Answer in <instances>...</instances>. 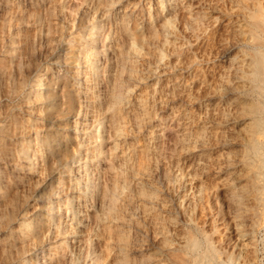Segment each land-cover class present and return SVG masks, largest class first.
<instances>
[{"label": "bare ground", "instance_id": "obj_1", "mask_svg": "<svg viewBox=\"0 0 264 264\" xmlns=\"http://www.w3.org/2000/svg\"><path fill=\"white\" fill-rule=\"evenodd\" d=\"M143 1L0 0V117L6 105L18 108L0 123V264H134L143 250L149 251V259L154 255L142 235L154 233L166 207L147 184L148 176L157 172L150 145L156 151L170 148L163 145L161 130L175 117L170 152L179 150L194 124V109L178 112L172 106L168 117L156 118L145 86L130 82L155 74L150 62L161 58L154 52L158 48L178 55L183 50L168 36L170 29L158 38L169 20L163 15L164 3L172 9L181 1L156 0L153 14L151 0L148 6ZM201 1L184 4L192 10V35L209 29L216 17L231 14L221 3L214 5L216 13L207 15ZM245 13L247 58L234 66L241 82L225 83L213 104V122L223 127L230 108L233 119L244 121L239 173L247 179L231 194L236 216L247 217L254 225L252 233L264 240V7L257 4ZM182 87L176 81L171 92ZM127 108L133 112L128 126ZM153 117L156 128L150 134L144 129ZM212 128L211 140L221 142L222 129ZM121 135L127 141L123 148L117 140ZM198 155L204 158V153ZM117 160L127 163L124 175ZM164 174L170 177L166 169ZM122 187L129 189L124 197ZM135 194L139 198L134 200ZM228 232L224 245L210 233L202 240L190 235L182 250L193 252L196 264H235L231 255L220 256L237 231ZM156 238L157 244L166 243L163 236ZM169 248L171 253L180 250ZM187 262L180 256L175 264Z\"/></svg>", "mask_w": 264, "mask_h": 264}, {"label": "rangeland", "instance_id": "obj_2", "mask_svg": "<svg viewBox=\"0 0 264 264\" xmlns=\"http://www.w3.org/2000/svg\"><path fill=\"white\" fill-rule=\"evenodd\" d=\"M126 1L131 2L133 0ZM155 1L156 0H151L150 7L152 9V14L154 12L153 5L155 6ZM180 1L181 2L177 3L172 9H170V5L164 3L163 15L168 17L169 20L168 25L163 27V30L161 28L159 29L158 38L161 39L163 33L168 32L165 31V28L168 30L170 29L173 32L169 33L168 36L171 40L175 41L177 45L182 46L183 50L178 55L172 52L171 49L167 50L164 49V47L158 48L157 51L154 52H157L158 56L161 55V58L156 59V57H154L150 62V66L156 69L155 74H151V72L147 73L146 79H143L145 82L138 79L130 81H140L139 84L145 86L147 89L146 94L152 102L150 106L151 111L153 115L155 112L156 118L159 116L163 117V119L168 117L167 114L170 112L172 106L177 109L178 112H189L188 110L193 112L194 109V124L183 142L179 143V150H176L174 153L170 152L172 148L171 143L175 138V126L177 124V118L175 117L167 121L168 124L167 122L164 123L163 129L161 130L163 145H169L170 148H162V151L161 149L156 151L150 145L151 162L156 167L155 170L157 172L151 173L148 176L147 184H151V186L156 189L157 194L162 197L166 208L163 212V222L154 223V233H149L147 236L142 235L146 247L154 249V255L152 254L149 259L147 256L149 251L143 250L137 254L139 256H137V260H139L134 264H175V261L180 256L188 258L187 264H196L192 257L193 252L186 249L182 250L188 237L190 235H195L199 240H202L204 233H210V235L216 236V240H222V244L224 245L223 241L226 239L229 233L228 229L230 228H233L237 232L233 235L234 237H232V239L227 240L231 243L230 245L229 242H225V246L227 247L223 248L220 256L225 258L227 254L231 255L235 260V264H264V240H261L259 235L255 236L252 233L254 225L247 217L240 218L236 216V201L231 194L232 189L241 190V186H244L243 184L247 179L246 175L239 173V170L242 168L240 156L243 150L240 137L244 132L243 125L241 124L244 121H241L240 118L233 119L232 113H234V111L230 108L226 111L227 115L225 121L227 122L224 123L223 127L221 125L217 127L213 122V116L217 110V105L213 106V104L222 96L225 83L238 84L241 82V80L234 75V66L243 58H247L245 51L248 49V45L244 38L248 36L247 32H245L247 27L245 24V12L255 8L257 4L264 7V1L202 0L200 6H203L207 15L216 13V9L213 8L214 5L221 6L222 4L231 14L220 15V18L216 17L212 20L209 29H202L200 32L193 35L190 33V28L188 27V12L191 10L189 9L191 7L184 6L188 0ZM149 2V0L143 1L146 6L149 5ZM193 5L192 9H195L197 3ZM181 20L182 23H180ZM137 22L138 19L136 20V26L139 27L140 23ZM128 23L130 26H134L135 21L133 22L130 20ZM237 28L239 30H237ZM186 31H188V33ZM173 33L176 34V37L173 36ZM180 57L182 58L180 59ZM175 74L177 76L176 78ZM176 81L183 86V89L174 94L171 90ZM194 83L197 84V86H195ZM132 84L133 83H131V86ZM193 84L195 87H193ZM236 93L239 94L238 91ZM244 97H246L245 94ZM5 107L3 116L0 117V123L18 111L17 106L14 104H9ZM210 111L211 113H209ZM132 113L133 112L128 108L124 113V121L127 126L131 121ZM185 117L186 115L184 113L183 119L184 121H188V117L187 119H185ZM156 122L157 121L154 120L153 117L151 121L147 123L148 126L146 125V129L144 130L153 134L154 128H156L154 127V123ZM212 127H215L217 131L222 129L223 140L221 142L218 143L211 140L210 131L214 129ZM142 139L143 135H140V140L142 141ZM117 140L120 148L125 147L127 144L124 135H121ZM151 144L154 146L153 143ZM217 147H220L219 150ZM177 153L178 158L176 155ZM200 153H204V158L198 155ZM116 163L119 174L124 175L128 169L127 163L122 160H117ZM161 165L162 168L160 167ZM165 169L170 175L168 179L164 174ZM226 182L230 183L229 186ZM120 189L122 190L120 195L123 197L126 192H129L128 188L122 187ZM165 192L166 194H164ZM133 197L135 200L139 198V194H135ZM130 201L131 200L127 199L124 200L127 205L131 203ZM244 203L249 204L250 202L249 200L247 202L245 199ZM197 205L199 207H197ZM196 212L198 213L196 214ZM219 214L223 216H219ZM217 215L220 218L217 217ZM216 218L218 219L216 220ZM216 223L220 224L216 225ZM158 235L166 238V243L157 244L156 236ZM111 236L113 237L114 234L111 233ZM147 241L149 242L147 243ZM157 246L160 247L158 248ZM169 247H177L180 248V250H177L176 253H171ZM134 254H136V252H134ZM141 254H145L146 257L141 259ZM110 255H114L113 249H111ZM112 256L110 257L113 259Z\"/></svg>", "mask_w": 264, "mask_h": 264}]
</instances>
